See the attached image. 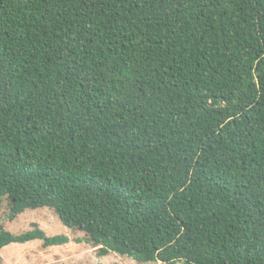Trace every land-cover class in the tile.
Returning a JSON list of instances; mask_svg holds the SVG:
<instances>
[{
    "label": "trees",
    "instance_id": "obj_1",
    "mask_svg": "<svg viewBox=\"0 0 264 264\" xmlns=\"http://www.w3.org/2000/svg\"><path fill=\"white\" fill-rule=\"evenodd\" d=\"M140 264H264V0H0V207ZM70 243L0 226V251Z\"/></svg>",
    "mask_w": 264,
    "mask_h": 264
},
{
    "label": "rangeland",
    "instance_id": "obj_2",
    "mask_svg": "<svg viewBox=\"0 0 264 264\" xmlns=\"http://www.w3.org/2000/svg\"><path fill=\"white\" fill-rule=\"evenodd\" d=\"M6 213L7 208L3 205L0 207V226L14 235L25 233L32 229L33 224H37L47 236L64 235L69 237L70 243L49 248H44L39 240L11 244L0 251V264H140L132 258L114 253L100 257L98 248H93L84 241L77 242V239L84 238L83 233L73 232L65 227L48 208L28 210L12 222L7 219Z\"/></svg>",
    "mask_w": 264,
    "mask_h": 264
}]
</instances>
